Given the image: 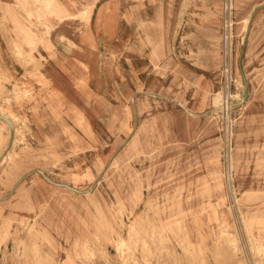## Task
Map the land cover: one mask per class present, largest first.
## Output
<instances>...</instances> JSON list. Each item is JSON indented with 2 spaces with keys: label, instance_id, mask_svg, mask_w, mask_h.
Instances as JSON below:
<instances>
[{
  "label": "rangeland",
  "instance_id": "1",
  "mask_svg": "<svg viewBox=\"0 0 264 264\" xmlns=\"http://www.w3.org/2000/svg\"><path fill=\"white\" fill-rule=\"evenodd\" d=\"M0 115V264H264V0H0Z\"/></svg>",
  "mask_w": 264,
  "mask_h": 264
},
{
  "label": "water",
  "instance_id": "2",
  "mask_svg": "<svg viewBox=\"0 0 264 264\" xmlns=\"http://www.w3.org/2000/svg\"><path fill=\"white\" fill-rule=\"evenodd\" d=\"M0 118L3 119L5 122H7L9 124V126L11 127V139H10V142H9V147L6 151V153L8 152V150L11 148V145L13 144V139H14V135H15V130H14V127L12 125V123L7 119L5 118L4 116L0 115ZM6 153L3 155V157L6 155Z\"/></svg>",
  "mask_w": 264,
  "mask_h": 264
},
{
  "label": "bare ground",
  "instance_id": "3",
  "mask_svg": "<svg viewBox=\"0 0 264 264\" xmlns=\"http://www.w3.org/2000/svg\"><path fill=\"white\" fill-rule=\"evenodd\" d=\"M13 92H14V91H13ZM136 109H137V108H136ZM136 109H135V110H136ZM5 118H6V117H5ZM136 118H137V117H136ZM8 126H9V125H8ZM134 126H135V125H134ZM134 129H135V128H134ZM5 157H6V155H5L4 157H2V160H1V161H3V159H5ZM7 157H8V156H7ZM19 158H20V157H19ZM20 159H21V158H20ZM23 159H24V158H23ZM18 160H19V159H18ZM109 162H110V161H109ZM19 163H20V162H19ZM11 165H12V164H11ZM11 169H12V168H11ZM105 169H106V168H105ZM105 169H104V170H105ZM28 172H29V171H28ZM103 172H104V171H103ZM101 174H102V173H101ZM99 178H100V177H99ZM99 178H98V179H99ZM56 184H57V183H56ZM59 184H60V183H59ZM70 188H71V187H70ZM88 191H89V190H88ZM250 217H251V216H250ZM250 217H249V218H250ZM254 217H255V216H254ZM132 242H133V241H132ZM143 243H144V241H143ZM146 244H147V243H146ZM97 247H98V246H97ZM145 248H146V247H145ZM149 248H150V247H149ZM127 250H128V249H127ZM125 251H126V250H125ZM259 251H261V250H259ZM133 260H134V258H133ZM143 261H144V260H143Z\"/></svg>",
  "mask_w": 264,
  "mask_h": 264
},
{
  "label": "built area",
  "instance_id": "4",
  "mask_svg": "<svg viewBox=\"0 0 264 264\" xmlns=\"http://www.w3.org/2000/svg\"><path fill=\"white\" fill-rule=\"evenodd\" d=\"M228 1V0H227Z\"/></svg>",
  "mask_w": 264,
  "mask_h": 264
}]
</instances>
